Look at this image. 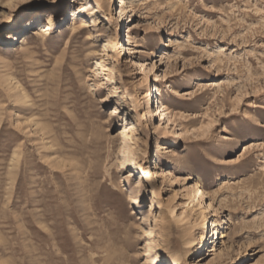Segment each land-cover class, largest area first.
Instances as JSON below:
<instances>
[{
	"label": "rangeland",
	"instance_id": "obj_1",
	"mask_svg": "<svg viewBox=\"0 0 264 264\" xmlns=\"http://www.w3.org/2000/svg\"><path fill=\"white\" fill-rule=\"evenodd\" d=\"M79 1L0 0V264H264V0Z\"/></svg>",
	"mask_w": 264,
	"mask_h": 264
},
{
	"label": "bare ground",
	"instance_id": "obj_2",
	"mask_svg": "<svg viewBox=\"0 0 264 264\" xmlns=\"http://www.w3.org/2000/svg\"><path fill=\"white\" fill-rule=\"evenodd\" d=\"M137 1H135V2H137ZM119 3L121 4V7L119 9V16L118 17L120 19L118 20V22H123L125 20L130 19V17H132L133 12H134V1L132 2L130 0H119ZM77 7H78V11L79 12L83 11V9L85 8L84 0H80L78 5H77ZM44 28L45 29L41 28L40 30H34L33 31V34H34L33 36L44 35L49 30V27L46 26ZM137 28H138V26L135 25L134 29L132 31L136 30ZM134 39H135L134 41H136L137 38L135 37ZM129 43H130V39H129ZM29 44H30L29 39H27V37H24L23 38V46L27 47V46H29ZM104 68H105V66L102 63H98L97 64V71H99V69L103 70ZM154 90L159 92V88H155ZM150 96L151 95H149V97ZM147 97L148 96L146 95V98ZM157 103H159V102H157ZM151 108H152V106H151ZM161 108H162V106H160V109ZM162 111L164 113H166V114H170L169 113V108H167V107H163ZM126 141H127L126 138L123 137L124 147L127 144ZM123 164L124 165L126 164V159L123 160ZM167 174L171 175V172L168 171ZM201 183H202L201 180L198 178L196 180V182L193 184V187L191 188L190 196H189L192 201H196L197 200V202H199V205H201V203H202V198L209 197V192H206V191H204L202 189V184ZM206 218L207 217L204 214L203 218H202L203 219L202 223L204 225H206V229H207L209 227V224H208V221H207ZM210 226H211V228L213 230L214 227H215V223L212 222ZM214 234H216V231H215ZM211 237H213V234L210 235L209 240H210ZM206 241L208 242V239H207V236H204V235H200L197 238H195V237L189 238L185 243H183L182 246H178V247L172 249V254L170 255L169 263L181 264L183 262V259L192 257L194 254H196L197 252L202 250L201 247H202L203 243H206ZM209 244H212V242H210Z\"/></svg>",
	"mask_w": 264,
	"mask_h": 264
}]
</instances>
